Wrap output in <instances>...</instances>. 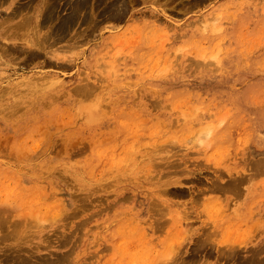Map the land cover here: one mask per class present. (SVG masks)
<instances>
[{"label":"rangeland","instance_id":"374dc122","mask_svg":"<svg viewBox=\"0 0 264 264\" xmlns=\"http://www.w3.org/2000/svg\"><path fill=\"white\" fill-rule=\"evenodd\" d=\"M8 1L0 264L264 258V0Z\"/></svg>","mask_w":264,"mask_h":264},{"label":"bare ground","instance_id":"6f19581e","mask_svg":"<svg viewBox=\"0 0 264 264\" xmlns=\"http://www.w3.org/2000/svg\"><path fill=\"white\" fill-rule=\"evenodd\" d=\"M8 0H0V6L1 5H4L6 2H7ZM15 0H11V3L12 4H15V2H14ZM32 1V0H31ZM34 1V0H33ZM69 1V0H68ZM117 1V0H116ZM119 1V0H118ZM121 1V0H120ZM124 1V0H123ZM122 1V2H123ZM9 2V1H8ZM28 2H29V0H28ZM60 2V1H59ZM59 2L57 3V5L59 4ZM71 2V1H70ZM70 2H68V3H70ZM74 2V1H73ZM91 2V1H90ZM101 2V1H100ZM115 2V1H114ZM17 3V2H16ZM55 3V2H54ZM119 3V2H118ZM127 3V2H126ZM28 4V3H27ZM30 4H31V2H30ZM51 4V3H50ZM53 4V3H52ZM72 4V3H71ZM70 4V5H71ZM85 4H86V0H76V2H75V6H74V10H73V14H70V15H68L69 17H67V19H64V22L62 23V25L59 27V31H61V33H63V34H65L66 33V30L71 26V24L73 23V21L76 19V13L78 14V11H80V10H82V8L85 6ZM102 4V3H101ZM111 4V3H110ZM128 4V3H127ZM126 4V6H128ZM19 5V4H18ZM33 5V4H32ZM56 5V4H55ZM88 5V4H87ZM112 5V4H111ZM123 4H120V6H122ZM125 5V4H124ZM26 6V5H25ZM48 6V5H47ZM119 6V5H118ZM119 6V7H120ZM30 7V6H29ZM58 7V6H57ZM114 7V6H113ZM123 7V6H122ZM122 7H120V8H122ZM26 8V7H25ZM31 8V7H30ZM51 8V7H50ZM53 8V7H52ZM56 8V7H55ZM55 8H54V10H55ZM85 8V7H84ZM89 8V7H88ZM87 8V9H88ZM21 9V6H17V5H11V6H9V9H7V11H8V14H7V16H10V19L13 17V16H15V15H17L18 13H19V10ZM23 9V8H22ZM48 9V8H47ZM71 9V8H70ZM123 9H124V7H123ZM30 10V9H29ZM49 10V9H48ZM51 10H53V9H51ZM113 10V9H112ZM115 10V9H114ZM113 10V11H114ZM118 10V9H117ZM126 10H127V8H126ZM24 11H25V9H24ZM40 11V10H39ZM45 11V10H44ZM88 11V10H87ZM112 11V12H113ZM125 11V10H124ZM123 10H118L117 11V14H118V16H121L122 15V12H124ZM82 12V11H81ZM115 12V11H114ZM21 13V12H20ZM19 13V14H20ZM29 13V12H28ZM31 13V12H30ZM45 13V12H44ZM47 13V12H46ZM51 13L53 14V12L51 11ZM55 13H56V11H55ZM109 13V12H108ZM18 14V15H19ZM50 14V13H49ZM67 14V13H66ZM81 14V13H80ZM83 14V13H82ZM82 14H81V16H82ZM115 14V13H114ZM116 14V15H117ZM124 14H126L125 12H124ZM25 15H27V14H25ZM31 15V14H30ZM29 15V16H30ZM46 16H44V19H46V20H49V18H50V15L49 16H47V14H45ZM55 15V14H54ZM85 15H86V13H85ZM12 16V17H11ZM24 16V15H23ZM56 16V15H55ZM64 16V15H63ZM83 16H84V14H83ZM54 17V16H53ZM78 17V16H77ZM90 17V16H89ZM8 18V17H7ZM16 18V17H15ZM29 18V17H28ZM52 18V17H51ZM112 18V17H111ZM121 18V17H120ZM14 19V18H13ZM25 19V18H24ZM55 19V18H54ZM78 19V18H77ZM5 20H6V18H5ZM8 20V19H7ZM30 20V19H29ZM53 20V19H52ZM82 20V19H81ZM86 20V19H85ZM90 20V19H89ZM25 21V20H24ZM43 21V20H42ZM79 21V20H78ZM27 22V21H26ZM50 22V21H49ZM49 22H47L48 24H49ZM82 22V21H81ZM86 22V21H85ZM18 23H20L21 24V22H18ZM28 23H29V21H28ZM76 23H77V21H76ZM53 24V23H52ZM60 24V23H59ZM19 25V24H18ZM24 25V24H23ZM26 25H27V23H26ZM26 25H25V27H26ZM42 25V24H41ZM47 25V24H46ZM56 25V24H55ZM76 25V24H75ZM20 26V25H19ZM40 26V25H39ZM73 26V25H72ZM28 27V26H27ZM44 27V26H43ZM36 28V27H35ZM41 28H42V26H41ZM54 28H56V26L54 27ZM72 28V27H71ZM8 28H6V25H2V31H1V33H0V36L1 35H3V34H7V30ZM25 29V28H24ZM34 29V28H33ZM38 29H40L39 27H38ZM43 29V28H42ZM57 29H58V27H57ZM70 29V28H69ZM19 29L17 28V26L15 27V28H13V33H15V35H16V31H18ZM30 30V29H29ZM52 30H53V28H52ZM26 31V30H25ZM39 31V30H38ZM37 31V32H38ZM40 31H41V29H40ZM29 31H27V33H28ZM49 32V31H48ZM55 32V31H54ZM68 32V31H67ZM70 32H71V30H70ZM19 33V32H18ZM17 33V35H19ZM35 33V32H34ZM44 33V32H43ZM59 33V32H58ZM46 34V33H45ZM56 34V33H55ZM62 34V35H63ZM12 35V34H11ZM39 35V34H38ZM47 35H48V33H47ZM10 35H9V33L7 34V38L9 37ZM50 36V35H49ZM53 36H55V35H53ZM57 36V35H56ZM55 36V37H56ZM60 36H61V34H60ZM66 36V35H65ZM22 37V36H21ZM46 37H48V36H46ZM62 37V36H61ZM60 37V38H61ZM24 38V37H23ZM64 38V37H63ZM19 39V38H18ZM29 40V39H28ZM50 40H52V37H51V39ZM61 40V39H60ZM60 40H59V42H60ZM6 41V40H5ZM18 41V40H17ZM21 41V40H20ZM19 41V42H20ZM27 41V40H26ZM31 41V42H30ZM43 40H42V38L40 37V36H37V37H30V40L29 41H27L28 43H30L31 44V46L33 47V46H35V47H37V45L39 44V43H41ZM62 41V40H61ZM2 42V41H1ZM0 42V50H4V52H6L7 50H9L10 49V43L8 44L7 43V41L4 43V44H2ZM50 42V41H49ZM28 43H27V46H29L28 45ZM48 43V42H47ZM19 44V43H18ZM13 45L12 47L14 48V49H17V50H19L20 51V49H18L19 47H21V46H19V45ZM44 44H46L45 42H44ZM50 45H54V44H49V46ZM43 46V45H42ZM48 46V47H49ZM23 47V46H22ZM25 47V46H24ZM39 47H41V45H39ZM29 49V48H28ZM27 49V50H28ZM31 50H32V48H31ZM34 50V49H33ZM23 51V49L21 50V52ZM25 51V50H24ZM23 51V52H24ZM38 51V50H37ZM37 51H31V53H30V51H28L29 53L27 54V55H29V57H32V58H34V57H36L37 56ZM44 51V50H43ZM27 52V51H26ZM37 52V53H36ZM49 52H50V50H49ZM8 53V52H7ZM11 53V52H10ZM20 53V52H19ZM1 54H3V53H1ZM5 54V53H4ZM11 54H13V53H11ZM16 54V53H15ZM14 54V55H15ZM22 54V53H21ZM14 55H13V57H14ZM18 54H16L15 56H17ZM23 55V54H22ZM7 56V55H6ZM20 56V55H19ZM12 57V58H13ZM25 57H27V56H25ZM29 57H28V59H29ZM40 57H41V55H40ZM21 58V57H20ZM24 58V57H23ZM31 59V58H30ZM35 59V58H34ZM38 59V58H37ZM36 59V60H37ZM35 60V61H36ZM34 61V60H33ZM47 76H42V80L43 79H45ZM48 83V82H47ZM84 87V86H83ZM82 87V88H83ZM82 88L81 87H78V89L77 90H82ZM229 182V181H228ZM235 183V182H234ZM233 183V184H234ZM229 184V183H228ZM236 184V183H235ZM219 185V184H218ZM224 185V184H223ZM226 186H227V184H225ZM221 187V186H220ZM224 187V186H223ZM228 187H230L231 188V190H232V188H234L235 189V187L233 186L232 187V184H230V185H228ZM229 188V189H230ZM227 189V188H226ZM233 189V190H234ZM157 205V204H156ZM153 208V207H152ZM156 208V207H155ZM154 208V209H155ZM153 209V210H154ZM152 210V209H151ZM157 210V209H156ZM3 211V210H2ZM2 215V214H1ZM155 216V215H154ZM1 218V217H0ZM1 219H3V218H1ZM0 219V220H1ZM2 224H3V222H1ZM14 226V225H13ZM4 236V235H3ZM1 238V237H0ZM202 240V239H201ZM200 240V241H201ZM205 240V239H204ZM208 240V239H207ZM204 242V241H203ZM201 243V242H200ZM206 244H207V242H206ZM205 244V245H206ZM203 245V244H202ZM204 245V246H205ZM22 249V248H21ZM262 249H264L263 247H262ZM259 249H257V252L252 256L251 255V260H250V262H249V264H264V258L262 257V258H260L259 257V251H258ZM18 251H20V250H18ZM22 251V250H21ZM25 251V250H24ZM261 251V250H260ZM13 252V251H12ZM17 252V251H16ZM19 253V252H18ZM29 254H31V253H29ZM13 255V254H12ZM11 255V256H12ZM21 255V254H20ZM31 255H33V254H31ZM5 256H7V255H5ZM30 256V255H29ZM36 256V255H35ZM13 257H15V256H12V259H13ZM26 257V256H25ZM32 257V256H31ZM39 257V256H38ZM9 258V257H8ZM17 259H16V262L18 261V262H20L21 264H23V263H25V262H27V260H26V258L25 259H23V258H21V257H16ZM33 258V257H32ZM35 258V257H34ZM37 258V257H36ZM11 259V258H10ZM250 259V258H249ZM5 260V259H4ZM3 260V261H4ZM36 260H38V259H36ZM39 260H41V259H39ZM8 261V260H7ZM12 261V260H11ZM15 261V260H14ZM32 261V260H31ZM17 262V263H18ZM36 262V261H35ZM38 262V261H37ZM40 262V261H39ZM33 263V262H32ZM15 264V263H14ZM245 264V263H244Z\"/></svg>","mask_w":264,"mask_h":264}]
</instances>
